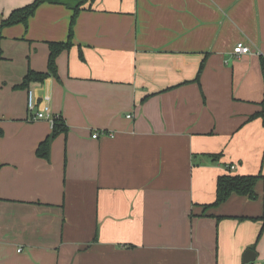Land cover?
Returning <instances> with one entry per match:
<instances>
[{
  "label": "crops",
  "instance_id": "0c3cea01",
  "mask_svg": "<svg viewBox=\"0 0 264 264\" xmlns=\"http://www.w3.org/2000/svg\"><path fill=\"white\" fill-rule=\"evenodd\" d=\"M74 3L0 27V264H264V0ZM70 34L34 86L66 128L38 157L53 123L18 86ZM259 173L255 199L206 207Z\"/></svg>",
  "mask_w": 264,
  "mask_h": 264
},
{
  "label": "trees",
  "instance_id": "16d2710c",
  "mask_svg": "<svg viewBox=\"0 0 264 264\" xmlns=\"http://www.w3.org/2000/svg\"><path fill=\"white\" fill-rule=\"evenodd\" d=\"M66 2H75L74 7L72 8L74 15L79 12L83 6L91 5L94 0H34L30 4L13 10L10 15L0 22V27L12 26L15 24L25 23L26 20L31 17L36 9L42 4H64ZM71 34L68 36V40L65 43H49V55L47 61V72H34L29 70L26 76L23 78L22 84L18 87L29 88L34 87L37 84H42L50 76L56 77V58L64 50H68L71 47L70 42ZM1 40L0 35V62L2 61V49H1ZM202 65L198 72V77L201 71ZM261 68L264 74V59H261ZM198 77L195 81H197ZM262 118L264 123V98L261 103V110L257 114H254L251 119ZM66 128L61 123V120H53L52 133L46 138L45 141L39 144L36 155L38 157H46L49 145L52 139L60 132H65ZM262 178L261 174L257 175H222L219 176L216 182V195L215 201L213 204L206 207H215L219 206L225 202L232 194L238 196H244L251 200L256 198L255 186L256 183ZM264 228V223L263 227Z\"/></svg>",
  "mask_w": 264,
  "mask_h": 264
},
{
  "label": "built area",
  "instance_id": "2783aa9c",
  "mask_svg": "<svg viewBox=\"0 0 264 264\" xmlns=\"http://www.w3.org/2000/svg\"><path fill=\"white\" fill-rule=\"evenodd\" d=\"M249 48L242 43H238L233 49V55L236 58H240L249 53ZM26 111L28 115V119L31 121H39V120H49L52 121L51 111L48 105L47 100H40L37 95V90L35 87H29L26 93ZM130 118V116H127ZM98 134L95 133L92 138L96 139ZM234 169V166L230 168Z\"/></svg>",
  "mask_w": 264,
  "mask_h": 264
},
{
  "label": "water",
  "instance_id": "95a60500",
  "mask_svg": "<svg viewBox=\"0 0 264 264\" xmlns=\"http://www.w3.org/2000/svg\"><path fill=\"white\" fill-rule=\"evenodd\" d=\"M255 254L252 253L251 251H246L243 255L242 262L243 263H249L251 261L255 260Z\"/></svg>",
  "mask_w": 264,
  "mask_h": 264
}]
</instances>
